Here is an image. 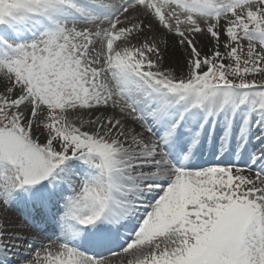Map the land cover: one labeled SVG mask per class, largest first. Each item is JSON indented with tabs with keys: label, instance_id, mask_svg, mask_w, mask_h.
<instances>
[{
	"label": "snow or ice",
	"instance_id": "1",
	"mask_svg": "<svg viewBox=\"0 0 264 264\" xmlns=\"http://www.w3.org/2000/svg\"><path fill=\"white\" fill-rule=\"evenodd\" d=\"M14 257L264 264V0H0Z\"/></svg>",
	"mask_w": 264,
	"mask_h": 264
},
{
	"label": "bare ground",
	"instance_id": "2",
	"mask_svg": "<svg viewBox=\"0 0 264 264\" xmlns=\"http://www.w3.org/2000/svg\"><path fill=\"white\" fill-rule=\"evenodd\" d=\"M207 40H204L203 41V50L205 52H207ZM223 50V49H221ZM180 60V56L179 54L175 55V56H169L168 58H166V64H169V67H175L177 69H180V67L178 66V62ZM11 211L8 210V212L6 213V217L7 219L16 227L18 228L19 230H21L22 234L26 237H29L31 238L32 235H34V231L33 229L27 225L24 221V217L22 215V213L20 211H17V210H12L10 209ZM18 212V214L21 216V219L22 221L16 219V217L14 216V214H12V212ZM39 239H45V237L43 235H41L39 237ZM20 255H24L23 252L20 253ZM14 260H16V264L17 262H19V258L18 257H14L13 258ZM20 264V262H19Z\"/></svg>",
	"mask_w": 264,
	"mask_h": 264
},
{
	"label": "rangeland",
	"instance_id": "3",
	"mask_svg": "<svg viewBox=\"0 0 264 264\" xmlns=\"http://www.w3.org/2000/svg\"><path fill=\"white\" fill-rule=\"evenodd\" d=\"M166 66H168L169 67V64H166ZM177 69V68H176ZM181 69H177V71L179 72ZM9 211H11V210H9ZM12 214H14V216L16 217V219H18V220H20V221H22V219H21V216L18 214V212H12ZM23 222V221H22ZM20 262V261H19ZM19 262H17V264H19Z\"/></svg>",
	"mask_w": 264,
	"mask_h": 264
}]
</instances>
